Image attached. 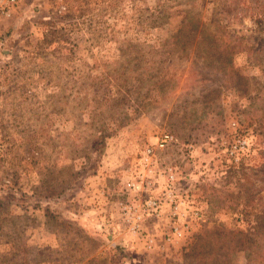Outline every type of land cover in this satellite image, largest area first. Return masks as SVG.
<instances>
[{"label": "rangeland", "instance_id": "obj_1", "mask_svg": "<svg viewBox=\"0 0 264 264\" xmlns=\"http://www.w3.org/2000/svg\"><path fill=\"white\" fill-rule=\"evenodd\" d=\"M262 220L264 0H20L0 21V264H264Z\"/></svg>", "mask_w": 264, "mask_h": 264}, {"label": "built area", "instance_id": "obj_2", "mask_svg": "<svg viewBox=\"0 0 264 264\" xmlns=\"http://www.w3.org/2000/svg\"><path fill=\"white\" fill-rule=\"evenodd\" d=\"M20 0H0V21L4 19H8L12 16L15 9L17 8ZM177 139L173 135L165 134L160 141H158L156 147H149L146 149V152L142 158L143 167L148 169L149 172H154V165L158 162V154L157 151H162L168 148L170 145H175L177 143ZM169 182L173 184L175 180V175L172 174V171H169ZM145 186L151 187L152 182L147 181ZM128 189H132L134 191L140 192L143 190V186L140 183L132 182L128 183ZM144 206H146V210L159 215L162 210V204L160 200L157 199H147L145 201ZM122 210L126 216L133 214L135 207L132 203L122 204ZM179 210V206L177 204L172 205V217L177 216ZM128 221H131V218L127 217ZM177 232V228L175 229Z\"/></svg>", "mask_w": 264, "mask_h": 264}, {"label": "trees", "instance_id": "obj_3", "mask_svg": "<svg viewBox=\"0 0 264 264\" xmlns=\"http://www.w3.org/2000/svg\"><path fill=\"white\" fill-rule=\"evenodd\" d=\"M182 37V33H179L178 35L174 36V40L175 41H181ZM182 43H187L188 41H181ZM230 45H227L226 46V50L230 49ZM233 51V50H232ZM231 51V52H232ZM228 58H231L230 55H227ZM224 73L226 76H231V75H234V76H237L238 77V73L237 71L235 70V68L232 66V63L230 62L229 64L227 63H224ZM240 76V75H239ZM240 80L241 77H239ZM231 80V79H230ZM234 80V79H233ZM229 81V80H228ZM232 81V80H231ZM260 230H262L263 232L261 233ZM257 231H259L261 233V235L263 236L264 235V220L260 221V223L258 222V226H257ZM243 234V232H241V235ZM249 251V250H248ZM247 256L249 257V254H247ZM251 259V258H250ZM264 261H262L263 263Z\"/></svg>", "mask_w": 264, "mask_h": 264}]
</instances>
